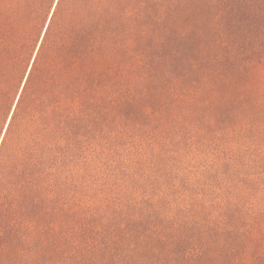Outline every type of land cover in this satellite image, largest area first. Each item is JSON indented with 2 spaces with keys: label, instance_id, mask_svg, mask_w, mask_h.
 I'll use <instances>...</instances> for the list:
<instances>
[{
  "label": "trees",
  "instance_id": "trees-1",
  "mask_svg": "<svg viewBox=\"0 0 264 264\" xmlns=\"http://www.w3.org/2000/svg\"><path fill=\"white\" fill-rule=\"evenodd\" d=\"M0 101V264H264V0H0Z\"/></svg>",
  "mask_w": 264,
  "mask_h": 264
},
{
  "label": "snow or ice",
  "instance_id": "snow-or-ice-1",
  "mask_svg": "<svg viewBox=\"0 0 264 264\" xmlns=\"http://www.w3.org/2000/svg\"><path fill=\"white\" fill-rule=\"evenodd\" d=\"M60 4L61 0H49V10L53 13V15H55L58 11ZM13 99L15 100L17 98L13 97ZM2 103L3 102L0 101V105H2ZM17 107L18 105H14L11 101H9L8 107L4 109L5 114L3 117V122L0 123V142H3L12 130V124L15 119V110ZM9 113H12V115H9Z\"/></svg>",
  "mask_w": 264,
  "mask_h": 264
}]
</instances>
